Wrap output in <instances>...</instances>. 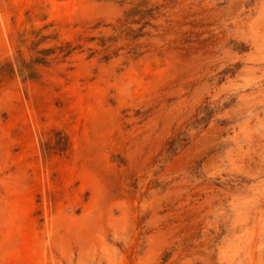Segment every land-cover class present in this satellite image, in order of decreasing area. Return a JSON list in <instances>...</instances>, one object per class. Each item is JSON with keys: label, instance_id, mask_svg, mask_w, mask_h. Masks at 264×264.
Listing matches in <instances>:
<instances>
[{"label": "rangeland", "instance_id": "374dc122", "mask_svg": "<svg viewBox=\"0 0 264 264\" xmlns=\"http://www.w3.org/2000/svg\"><path fill=\"white\" fill-rule=\"evenodd\" d=\"M0 264H264V0H0Z\"/></svg>", "mask_w": 264, "mask_h": 264}, {"label": "bare ground", "instance_id": "6f19581e", "mask_svg": "<svg viewBox=\"0 0 264 264\" xmlns=\"http://www.w3.org/2000/svg\"><path fill=\"white\" fill-rule=\"evenodd\" d=\"M76 6V5H75ZM96 97H98V96H96ZM96 99V98H95ZM98 99V98H97ZM101 111V110H100ZM95 123V122H94ZM94 128V127H93ZM98 128V127H97ZM93 130H95V129H93ZM107 132V131H106ZM102 134V133H101ZM87 138V137H86ZM98 140H99V138H98ZM97 140V141H98ZM89 141V140H88ZM96 193H98V192H96ZM56 216V215H55ZM51 218V217H50ZM57 218V217H56ZM65 218V217H64ZM90 218V217H89ZM66 219V218H65ZM88 221V220H87ZM91 221V220H90ZM51 222V221H50ZM62 222V221H61ZM91 224V223H90Z\"/></svg>", "mask_w": 264, "mask_h": 264}]
</instances>
